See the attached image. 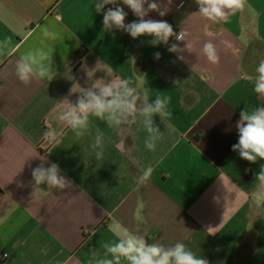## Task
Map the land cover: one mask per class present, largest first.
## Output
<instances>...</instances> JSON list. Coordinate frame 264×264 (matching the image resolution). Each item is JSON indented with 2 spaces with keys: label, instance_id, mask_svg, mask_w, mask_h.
I'll use <instances>...</instances> for the list:
<instances>
[{
  "label": "crops",
  "instance_id": "obj_1",
  "mask_svg": "<svg viewBox=\"0 0 264 264\" xmlns=\"http://www.w3.org/2000/svg\"><path fill=\"white\" fill-rule=\"evenodd\" d=\"M157 2L166 15L146 18L177 33L184 27L187 42L153 46L149 36L105 31L103 11L115 5L97 13L95 0H0V264H96L103 243L125 229L148 243L183 242L209 264H264V205L254 202L264 160L250 163L232 150L240 112L264 104L253 91L264 58V0H247L243 12L218 23L199 14L195 0ZM118 4L126 24L138 19ZM208 41L218 65L203 54ZM172 43L184 60L168 51ZM29 53L34 78L26 85L16 65ZM42 66L52 80L38 77ZM118 79L130 80L137 108L119 129L90 116L76 137L57 119L85 90ZM157 96L168 98L170 115L152 117L162 135L149 150L143 108ZM51 130L59 133L54 141ZM98 133L100 159L90 147ZM53 163L71 188L35 185L32 169ZM148 166L152 175L141 183Z\"/></svg>",
  "mask_w": 264,
  "mask_h": 264
},
{
  "label": "clouds",
  "instance_id": "obj_2",
  "mask_svg": "<svg viewBox=\"0 0 264 264\" xmlns=\"http://www.w3.org/2000/svg\"><path fill=\"white\" fill-rule=\"evenodd\" d=\"M124 6L132 11L138 18L129 23H125L126 16L124 7H120L118 0H95L94 8L97 13L105 9L106 5H115L103 11V29L111 32L113 28L128 33L133 39L141 36H149L152 39L149 43L153 46L160 44L168 45L170 38L176 42H187L189 32L181 27L177 33L173 26L165 20H155L148 17L152 11H157L160 16L166 15V11L161 10L157 0H119ZM170 2V0H169ZM199 7V14L214 23H218L228 18L230 14L243 12L246 8L247 0H195ZM182 7V3L180 5ZM186 48L190 45L186 43ZM170 53H176L177 59L184 60L181 54L184 49L178 43H172L168 47ZM203 54L207 61L213 65L220 63V56L216 45L211 41L203 45ZM156 59H160L159 52L154 53ZM31 53L22 56L16 65V75L24 84H28L34 78V68L30 62ZM132 63L135 57L131 58ZM256 76L253 91L261 98H264V58H262L255 69ZM38 77L52 80L54 73L50 66H42L39 69ZM202 80H208L209 76L202 75ZM135 89L128 79L109 80L106 83H99L95 90L87 89L80 95L74 104L61 111L57 119L70 128L76 137H82L89 126V117L95 116L104 120L108 127L122 126L128 116L135 115L137 108L135 103ZM168 98L157 96L151 105L143 108L145 116V126L150 134L145 141V146L149 150H155L156 141L162 135L159 128L155 126L153 116L159 115L161 120L167 118L170 113L167 111ZM238 142L232 145V150L239 153V156L255 163L258 159L264 160V104L256 106L251 110L246 107L240 112L237 121ZM59 133L51 130L46 133L50 140H55ZM103 135L98 133L91 149L97 159L103 156ZM153 172V168L148 166L142 171L139 182L147 181ZM32 179L36 186L46 185L48 190H64L72 187V181L61 175L59 165L51 164L49 167L43 165L32 169ZM260 190L254 194V202L257 207L264 205V165H261L259 173L256 175ZM143 208V205H140ZM137 219H141L137 215ZM104 257L97 260L96 264H209L206 258L197 256L183 242L165 246L158 243H148L141 235L133 234L124 230L123 237L115 242H105Z\"/></svg>",
  "mask_w": 264,
  "mask_h": 264
},
{
  "label": "trees",
  "instance_id": "obj_3",
  "mask_svg": "<svg viewBox=\"0 0 264 264\" xmlns=\"http://www.w3.org/2000/svg\"><path fill=\"white\" fill-rule=\"evenodd\" d=\"M78 54H79V53H78ZM79 55H81V53H80Z\"/></svg>",
  "mask_w": 264,
  "mask_h": 264
},
{
  "label": "built area",
  "instance_id": "obj_4",
  "mask_svg": "<svg viewBox=\"0 0 264 264\" xmlns=\"http://www.w3.org/2000/svg\"><path fill=\"white\" fill-rule=\"evenodd\" d=\"M3 256H5V255H3Z\"/></svg>",
  "mask_w": 264,
  "mask_h": 264
}]
</instances>
